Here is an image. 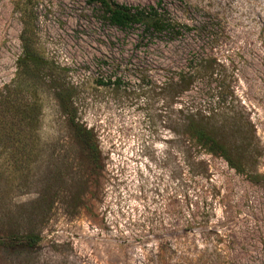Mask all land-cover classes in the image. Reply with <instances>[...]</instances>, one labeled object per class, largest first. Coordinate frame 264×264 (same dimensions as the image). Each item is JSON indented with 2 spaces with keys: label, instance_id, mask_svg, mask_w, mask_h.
<instances>
[{
  "label": "rangeland",
  "instance_id": "obj_1",
  "mask_svg": "<svg viewBox=\"0 0 264 264\" xmlns=\"http://www.w3.org/2000/svg\"><path fill=\"white\" fill-rule=\"evenodd\" d=\"M113 1L160 5L191 30H120L90 0H0V88L32 21L99 149L95 168L41 86L36 161L0 146V240L37 241L0 245V264H264V0ZM189 105L214 108L243 173L186 142Z\"/></svg>",
  "mask_w": 264,
  "mask_h": 264
},
{
  "label": "trees",
  "instance_id": "obj_2",
  "mask_svg": "<svg viewBox=\"0 0 264 264\" xmlns=\"http://www.w3.org/2000/svg\"><path fill=\"white\" fill-rule=\"evenodd\" d=\"M96 3L103 19L112 27L120 30L139 27L146 37L156 35L169 36L172 39L184 36L191 28L182 25L170 17V14L160 5L129 6L117 3L113 0H90ZM32 21L23 23L20 35L22 53L17 59L16 76L9 85L0 88V146L9 144L23 147L24 152L14 153L25 156L28 168L36 161L38 147V130L42 111L40 88L46 86L52 91L59 107L69 116L70 125L73 129L75 140L89 150V159L96 168L99 162V149L93 133L75 123L71 114V102L68 91L59 83L53 68L38 53L36 48V32ZM191 64V63H190ZM187 72L182 71L177 78H173V85L180 90H186ZM176 79V81H174ZM210 110L198 109L194 106L186 108L182 122L178 125L180 133L191 147L199 148L203 153L219 156L238 173H243L242 166L236 164L231 157L230 147L220 136L222 127L216 114H210ZM209 112V113H208ZM230 117L224 116L221 122L228 121ZM33 245L37 238L26 235L22 238H9L7 243L15 241ZM6 241L0 240V245H7Z\"/></svg>",
  "mask_w": 264,
  "mask_h": 264
}]
</instances>
